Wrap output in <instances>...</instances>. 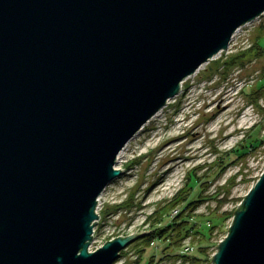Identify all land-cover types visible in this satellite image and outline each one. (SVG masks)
<instances>
[{
  "label": "water",
  "instance_id": "obj_1",
  "mask_svg": "<svg viewBox=\"0 0 264 264\" xmlns=\"http://www.w3.org/2000/svg\"><path fill=\"white\" fill-rule=\"evenodd\" d=\"M264 0H0V264H112L89 250L117 154ZM212 264H264V171Z\"/></svg>",
  "mask_w": 264,
  "mask_h": 264
},
{
  "label": "rangeland",
  "instance_id": "obj_2",
  "mask_svg": "<svg viewBox=\"0 0 264 264\" xmlns=\"http://www.w3.org/2000/svg\"><path fill=\"white\" fill-rule=\"evenodd\" d=\"M238 28L125 143L115 163L122 173L98 197L89 249L152 228L112 264H190L184 245L191 253L207 245L212 264L235 208L264 171V11ZM183 224L194 230L185 234Z\"/></svg>",
  "mask_w": 264,
  "mask_h": 264
},
{
  "label": "trees",
  "instance_id": "obj_3",
  "mask_svg": "<svg viewBox=\"0 0 264 264\" xmlns=\"http://www.w3.org/2000/svg\"><path fill=\"white\" fill-rule=\"evenodd\" d=\"M238 151H239V154H243V152H247V150L244 147H242V149L241 148L238 149ZM186 224H183L184 225L183 226V230L185 231V234H188L189 231H193L194 229L192 228V226H189V225H186ZM209 228H211V227H209ZM197 230H199V232H201L203 234H207L206 231H202L200 229H197ZM195 231H196V229H195ZM157 236L158 237H162L164 235L158 233V235H156V237ZM139 238H138L139 240H141V239L144 240V239L148 238V235L147 236L144 235V238H142V237H139ZM174 244H176V243H174ZM206 246L207 245L198 246L197 253L196 252H192L191 253V252H189L190 250L187 251L189 253L183 251L184 253H182V254L180 253L181 254L180 256L181 257L183 256V258L185 260H188L190 264H208L207 261L205 262V260L207 259V255H205L206 254V252H205ZM143 247H145V246H143ZM143 247H142V249H143ZM216 247H217V245H216ZM150 259H153L152 255L150 256ZM210 261L213 262L212 258H210Z\"/></svg>",
  "mask_w": 264,
  "mask_h": 264
},
{
  "label": "bare ground",
  "instance_id": "obj_4",
  "mask_svg": "<svg viewBox=\"0 0 264 264\" xmlns=\"http://www.w3.org/2000/svg\"><path fill=\"white\" fill-rule=\"evenodd\" d=\"M239 30H240V28H238V30H236V31H239ZM203 63H204V62H203ZM203 63H202V64H203ZM202 64H201V65H202ZM201 65H200V66H201ZM200 66H198V68H197L194 72L198 71L199 68H200ZM194 72H193V73H194ZM193 73H192V74H193ZM190 75H191V74H190ZM190 75H188V76H190ZM184 80H185V79H184ZM184 80H183V81H184ZM182 83H183V82H182ZM219 100H221V98H219ZM158 113H159V111H158L156 114H158ZM156 114H155V115H156ZM127 143H128V142H127ZM127 143H126V144H127ZM125 146H126V145H125ZM125 146L122 147V149H121V150L119 151V153L117 154V155H118V157H117L118 160H119L120 157L122 156L121 154L123 153V150H124ZM89 250H90V249H89Z\"/></svg>",
  "mask_w": 264,
  "mask_h": 264
},
{
  "label": "built area",
  "instance_id": "obj_5",
  "mask_svg": "<svg viewBox=\"0 0 264 264\" xmlns=\"http://www.w3.org/2000/svg\"><path fill=\"white\" fill-rule=\"evenodd\" d=\"M98 197H99V196H98ZM98 197H97V198H98ZM93 231H94V228H93ZM183 249H184V251H188V250L190 249V247H188L187 245H184Z\"/></svg>",
  "mask_w": 264,
  "mask_h": 264
}]
</instances>
